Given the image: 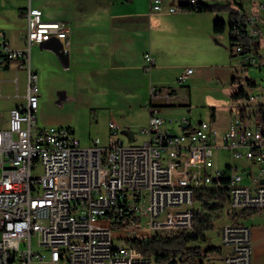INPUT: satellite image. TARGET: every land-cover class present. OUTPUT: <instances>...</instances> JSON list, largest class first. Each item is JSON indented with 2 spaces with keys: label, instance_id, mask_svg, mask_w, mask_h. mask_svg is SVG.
<instances>
[{
  "label": "built area",
  "instance_id": "1",
  "mask_svg": "<svg viewBox=\"0 0 264 264\" xmlns=\"http://www.w3.org/2000/svg\"><path fill=\"white\" fill-rule=\"evenodd\" d=\"M249 1L255 9L244 6L235 28L248 43L235 42L233 53L242 65H261L264 0ZM151 7L160 10L162 0H151ZM169 10L179 9L175 4ZM21 15L27 22L21 46L12 45L0 29V70L20 63L26 71L23 99L18 92L0 95V110L7 113L0 136V264H158L131 241H144L164 227L192 228L195 195L210 185L227 187L226 213L264 209L263 93L246 91L235 99L225 129L201 119L174 131L160 107L151 104L140 129L146 135L142 142L125 143L118 132L122 126L110 120L106 144L96 136L82 145L71 126H41L36 114L39 87L32 45L65 37L69 25L44 17L31 0ZM144 57L149 70L155 59L149 52ZM193 71L184 68L177 82ZM13 79L18 86L17 71ZM241 81L247 84L246 78ZM161 89L152 84L150 93ZM173 95L167 89L164 99ZM222 150L242 166L220 165L216 157ZM226 218L220 264H252L250 227Z\"/></svg>",
  "mask_w": 264,
  "mask_h": 264
},
{
  "label": "crops",
  "instance_id": "2",
  "mask_svg": "<svg viewBox=\"0 0 264 264\" xmlns=\"http://www.w3.org/2000/svg\"><path fill=\"white\" fill-rule=\"evenodd\" d=\"M247 1L244 6L255 9L253 2ZM26 3L27 0H0V29L6 31L14 46L23 43L27 22L21 9ZM31 4L39 8L44 17L63 19L69 25L65 37H52L35 47L36 63L42 66L43 76L46 77V65L52 62L64 79L60 88L68 101H73L77 93L82 94L84 100L91 101L92 110L100 108L97 111L100 115L116 121L123 129L133 125L139 128L146 123L151 104L169 108L171 105L189 106L193 100L192 80L212 78L230 84L232 73L238 74L230 52V59L220 62L218 58L222 41L229 49V35L227 31H213L215 12H171L169 7L175 5L173 0H162L160 10L151 7V0H31ZM146 52L155 59L149 70L145 69ZM189 54L196 61L197 70L186 78L183 89V84L176 85V80L184 68L191 67L181 65ZM10 70L12 67L5 71ZM2 81L0 79V84ZM8 81L16 91L11 88L0 95L19 93L13 76ZM152 84L162 88L157 95L150 93ZM171 88L174 95L166 101L164 92ZM19 95L23 99L24 94ZM214 111L216 113V107ZM117 112L121 114L116 115ZM161 114L167 119L168 127L176 121L179 131L194 122L190 116ZM6 120L7 113L0 116V127L6 126ZM108 131L110 135L109 126ZM241 222L251 230L252 264H264V210Z\"/></svg>",
  "mask_w": 264,
  "mask_h": 264
},
{
  "label": "rangeland",
  "instance_id": "3",
  "mask_svg": "<svg viewBox=\"0 0 264 264\" xmlns=\"http://www.w3.org/2000/svg\"><path fill=\"white\" fill-rule=\"evenodd\" d=\"M174 1V0H173ZM225 1V0H220ZM247 1V0H246ZM248 2V1H247ZM253 6L256 3H252ZM217 17L227 18L226 12L216 13ZM226 33V32H225ZM261 49H264V37L260 39ZM37 44H34L32 47V68L38 73V87H39V105L37 108V120L38 124L41 126H71L75 135L81 141L82 145H89L91 140L98 136L100 138L101 144H106L109 140V119L106 115L102 116L97 111L100 109L96 107L94 110L91 109V101L84 100L82 94L77 93L74 100H67L64 93H61L60 86L64 85V79L57 73L54 64L50 62L46 65V77L43 76L42 66L37 64L36 51L35 47ZM39 46V45H38ZM40 47V46H39ZM220 62L229 58V49L227 43L222 41L220 44ZM232 62L238 70V76L246 78L251 76L256 80L255 86L246 85V91L257 94L264 93V64L258 65H242L241 59L237 56H233ZM195 60L192 54H189L186 58H183L181 65L186 64V66H191L194 69V73L197 70ZM16 63V62H15ZM16 71L19 76V93L24 94L26 91V79H25V67L24 65L17 63L12 64V70L10 71H0V79H3L0 84V94L5 93L6 91L11 90L15 92V86L8 81L9 78L15 75ZM193 75V74H192ZM177 81V80H176ZM188 81V80H187ZM184 83L176 82V85L183 84V89L186 88ZM191 81V80H190ZM192 94L193 100L189 106L187 105H171V107H161V112L164 114L166 112L175 113L171 116H190L191 120L196 122L200 119L208 120L210 119L209 110L212 106L216 107V113L214 116L215 124L221 129L224 128L227 124L229 118V110L233 104L231 98V92L234 88L229 83H223L218 79H207V80H192ZM57 95V97H55ZM264 98H260V101H263ZM174 106V107H173ZM191 110L188 112V109ZM179 112V113H178ZM98 113V114H96ZM2 110H0V116H4ZM121 114L117 112L116 115ZM115 115V116H116ZM114 116V118H115ZM164 116V115H163ZM170 116V115H167ZM117 117V116H116ZM165 117V116H164ZM117 119V118H115ZM142 126V125H141ZM139 128L135 125L132 127L120 128V136L124 139L125 143H135L141 142L144 140V133L139 132L142 128ZM169 127L174 131H179L180 127L176 121L169 123ZM108 136V137H107ZM107 138V139H106ZM216 161L220 165L225 163L240 164L242 166L243 162L232 158L226 151H221L220 155L216 157ZM37 172L42 171V167L38 166ZM243 182H246L244 180ZM226 216L216 220L215 227L207 232L210 243L219 244L220 243V231L222 223L226 221ZM250 222V221H248ZM169 229L160 228L159 231L162 233L167 232ZM35 240V238H34ZM46 257L50 256L49 252H45ZM217 264H220L221 259H214ZM158 264H165L159 262ZM181 264V263H180Z\"/></svg>",
  "mask_w": 264,
  "mask_h": 264
},
{
  "label": "trees",
  "instance_id": "4",
  "mask_svg": "<svg viewBox=\"0 0 264 264\" xmlns=\"http://www.w3.org/2000/svg\"><path fill=\"white\" fill-rule=\"evenodd\" d=\"M174 2L180 11L227 12V18L215 17L213 31L228 32L231 56H235L233 53L235 42L248 43V38L235 31L239 11L244 7L243 0H174ZM246 80L247 84L243 83L235 72L232 73L230 79V84L234 86L231 92L232 100L247 94L246 85H256V81L251 77L247 76ZM210 110V119L214 120L215 107L212 106ZM260 111L264 124V104H260ZM227 199L226 186L210 185L200 188L195 195L192 228L170 229L164 233L157 230L144 241L132 240L131 245L143 255L151 256L165 264H217L214 259L222 257L223 248L220 244L210 243L207 234L215 227L216 220L226 216L233 222H241L243 218L264 210L262 208L231 209L226 213Z\"/></svg>",
  "mask_w": 264,
  "mask_h": 264
},
{
  "label": "bare ground",
  "instance_id": "5",
  "mask_svg": "<svg viewBox=\"0 0 264 264\" xmlns=\"http://www.w3.org/2000/svg\"><path fill=\"white\" fill-rule=\"evenodd\" d=\"M3 127H7V120H6V126H3ZM3 127H0V136H2L3 134Z\"/></svg>",
  "mask_w": 264,
  "mask_h": 264
},
{
  "label": "water",
  "instance_id": "6",
  "mask_svg": "<svg viewBox=\"0 0 264 264\" xmlns=\"http://www.w3.org/2000/svg\"><path fill=\"white\" fill-rule=\"evenodd\" d=\"M42 44H43V43H42ZM42 44H41V45H42ZM56 53H57V52H56Z\"/></svg>",
  "mask_w": 264,
  "mask_h": 264
}]
</instances>
